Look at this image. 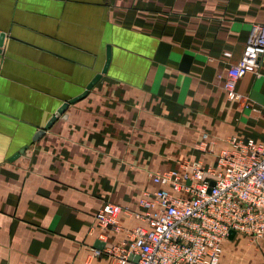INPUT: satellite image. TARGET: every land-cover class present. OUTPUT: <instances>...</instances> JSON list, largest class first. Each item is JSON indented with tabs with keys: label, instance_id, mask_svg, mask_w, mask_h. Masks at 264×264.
Instances as JSON below:
<instances>
[{
	"label": "crops",
	"instance_id": "0c3cea01",
	"mask_svg": "<svg viewBox=\"0 0 264 264\" xmlns=\"http://www.w3.org/2000/svg\"><path fill=\"white\" fill-rule=\"evenodd\" d=\"M256 22L264 0H0V264H111L99 234L140 220L97 225L105 202L137 211L152 172L264 139L222 87ZM237 90L264 105V56ZM234 237L219 264H264V242Z\"/></svg>",
	"mask_w": 264,
	"mask_h": 264
},
{
	"label": "built area",
	"instance_id": "2783aa9c",
	"mask_svg": "<svg viewBox=\"0 0 264 264\" xmlns=\"http://www.w3.org/2000/svg\"><path fill=\"white\" fill-rule=\"evenodd\" d=\"M264 56V22L250 27L242 55L222 81L227 98L242 101L264 120V105L237 90L247 72L258 73ZM208 146L212 140L204 135ZM154 188L141 193L139 210L105 202L95 223L118 231L121 216L140 223L120 242L99 234L111 264H219L231 230L264 242V139L231 135L212 163L184 159L170 169L151 174Z\"/></svg>",
	"mask_w": 264,
	"mask_h": 264
},
{
	"label": "water",
	"instance_id": "95a60500",
	"mask_svg": "<svg viewBox=\"0 0 264 264\" xmlns=\"http://www.w3.org/2000/svg\"><path fill=\"white\" fill-rule=\"evenodd\" d=\"M4 33L3 32H0V46L2 45L3 43V38H4ZM108 61V60H107ZM107 63V62H106ZM106 67V66H105ZM105 69V68H104ZM100 77V75H96L92 80L91 82L88 84L87 86V89L91 88L92 85L96 82V80ZM86 92H84L82 95H84ZM76 98L72 99L71 101H74ZM67 103L63 104L56 112L55 116H53L49 121L48 123L44 126V128L40 129L38 132H37V135H40L41 133L44 132L45 129H47L49 127V125L51 124V122L55 119V117L61 113L64 108L66 107ZM23 149L20 150V152L22 151ZM20 152H18L17 154H15V156H17ZM235 236V231L231 230L230 233H229V238L232 239L233 237Z\"/></svg>",
	"mask_w": 264,
	"mask_h": 264
},
{
	"label": "rangeland",
	"instance_id": "374dc122",
	"mask_svg": "<svg viewBox=\"0 0 264 264\" xmlns=\"http://www.w3.org/2000/svg\"><path fill=\"white\" fill-rule=\"evenodd\" d=\"M236 236L234 237V242L236 243L237 242V244L238 243H241V244H251L250 243V241H249V237L248 236H245V235H242V234H235ZM236 238V239H235ZM256 242V241H255ZM241 244H238L237 246L238 247H241ZM252 244H254V246L256 245V243H252ZM256 247H258L259 248V246H258V243H257V245H256ZM262 248V247H261ZM236 249H238V248H236ZM239 257V256H238ZM241 257H243V256H241ZM241 257H239L237 260H239V261H242V258Z\"/></svg>",
	"mask_w": 264,
	"mask_h": 264
}]
</instances>
